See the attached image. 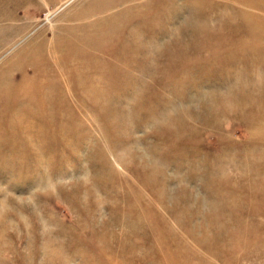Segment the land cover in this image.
<instances>
[{"label":"rangeland","instance_id":"obj_1","mask_svg":"<svg viewBox=\"0 0 264 264\" xmlns=\"http://www.w3.org/2000/svg\"><path fill=\"white\" fill-rule=\"evenodd\" d=\"M0 264H264V0H0Z\"/></svg>","mask_w":264,"mask_h":264}]
</instances>
